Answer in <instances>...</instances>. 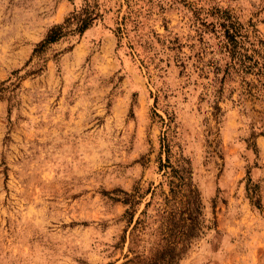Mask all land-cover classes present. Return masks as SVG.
Listing matches in <instances>:
<instances>
[{"label":"rangeland","instance_id":"rangeland-1","mask_svg":"<svg viewBox=\"0 0 264 264\" xmlns=\"http://www.w3.org/2000/svg\"><path fill=\"white\" fill-rule=\"evenodd\" d=\"M233 40L264 59V0H0V264L120 258L165 134L207 227L178 264H264V100Z\"/></svg>","mask_w":264,"mask_h":264},{"label":"trees","instance_id":"trees-1","mask_svg":"<svg viewBox=\"0 0 264 264\" xmlns=\"http://www.w3.org/2000/svg\"><path fill=\"white\" fill-rule=\"evenodd\" d=\"M125 2L129 4L130 0ZM92 14L83 12L76 17L75 33L82 35L91 26L94 20ZM65 28L66 23L52 27L39 47L46 48L58 42L65 36ZM229 46L231 69L243 74L253 72L257 84L246 83L248 93L254 90L264 100V59L241 55L236 41ZM167 127L169 131L170 126ZM162 155H165L164 161ZM172 158L171 141L165 134L161 139L157 161L163 181L145 191L144 195H149V199L136 218L135 208L139 203L134 196L132 198L125 194L126 199L122 204L128 206L123 215L126 227L119 242L113 247L120 251L121 256L109 264H178L191 245L200 240L204 229H207L204 225L202 200L193 183L190 164L181 155L174 161Z\"/></svg>","mask_w":264,"mask_h":264}]
</instances>
